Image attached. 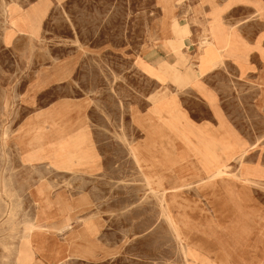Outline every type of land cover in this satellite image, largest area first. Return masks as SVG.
Masks as SVG:
<instances>
[{"label": "rangeland", "instance_id": "rangeland-1", "mask_svg": "<svg viewBox=\"0 0 264 264\" xmlns=\"http://www.w3.org/2000/svg\"><path fill=\"white\" fill-rule=\"evenodd\" d=\"M175 4L185 25L198 0ZM262 16L254 9L223 15L243 29L248 47L263 36L264 53ZM160 19V0H0V264H226L217 242L228 239L221 227L235 220L237 207L219 205L222 187L245 198L238 204L242 215L264 218L260 51L249 53L255 70L244 76L228 60L177 90L168 81L186 82L196 60L184 66L179 53L162 45L169 34L158 30ZM192 32L187 52L195 58V27ZM147 51L157 69L136 64ZM195 82L215 96L258 183L226 180L213 193L187 190L171 210L170 184L156 146L146 142V126L170 93L194 127H219L208 102L192 89ZM231 165L222 175L237 179L240 164ZM207 222L214 240L194 230ZM252 242L256 249L247 240L236 253L263 261L258 228Z\"/></svg>", "mask_w": 264, "mask_h": 264}, {"label": "crops", "instance_id": "crops-1", "mask_svg": "<svg viewBox=\"0 0 264 264\" xmlns=\"http://www.w3.org/2000/svg\"><path fill=\"white\" fill-rule=\"evenodd\" d=\"M160 6L161 19L159 22L162 25L159 26L158 30L162 28L168 31L169 34L168 37L162 40V45L164 44V47L172 53H179L183 59L184 66L187 62H192V59L196 60L195 63H192L194 69L189 67L186 70V72L189 70L190 75L186 82L177 80L168 81L177 90L188 87L190 78L195 77L201 79L210 74H214L228 60L238 65L242 76L246 75L248 71L255 70V67L250 63L249 59V53L254 49L260 51L261 59L264 60V53L260 48L263 42V36L258 38L254 47L250 48L245 42L243 29L227 24L223 17L225 12H234L242 9H254L262 16L264 14L263 0H198L197 9L194 10L191 19H188L184 26L178 20V9L175 0H160ZM194 27L197 37V55L195 58H191L187 51L192 48V44L194 43L192 39ZM153 39L152 44L154 43ZM152 56L153 54L147 51L137 60L136 64L157 69L152 60ZM214 57L217 61H214L216 60ZM208 58H211V61ZM208 61H210L209 65H204L205 68L202 69L204 67L202 65L208 64ZM262 65L264 66V63ZM205 69L206 71L204 72ZM257 84L260 89L257 106L263 107V72L258 74ZM159 86L162 87L161 91L162 95H164L165 87L161 83H159ZM192 89L197 91L208 102L209 108L212 113L214 112L215 117L219 121V127L214 125L213 128L211 126L213 124L209 122L202 124L198 128L194 127L192 119L181 110L178 98L170 93L167 95V98L161 101L159 109L160 115L157 116V114L155 117H152V120L146 126V142L149 145L156 146L161 161V171L164 176V181H168L170 184L169 187L165 185V188L167 191V202L171 210L172 204L175 202L178 194L181 193L180 195H182L187 190H210L213 193L217 187L227 182L226 180H230L229 182L244 181L250 184L257 183L254 179L258 177L257 173L251 171V167L244 161L247 156V150L237 144L235 135H232L226 128V123L216 107L215 96L201 82H195ZM147 112L152 113L149 109ZM218 128L219 130L217 131ZM235 160L240 164L238 168L240 176L238 178L240 177L241 180L237 178L238 181L233 178L227 179L228 174L222 175L226 169L232 168L231 163ZM166 177L168 178L166 179ZM222 188L223 198L221 197L222 201L219 202V205L237 207L235 220H231L226 226L221 227L222 233L228 236L227 240L224 238L217 242L220 247L222 259H225L226 264H264V260L262 262V258L260 257L256 263L236 253L239 247L245 248L247 240L249 248L256 249V245L252 242L253 232L258 228L261 233H264V218L262 219L261 216L258 218L253 212H249L248 217L245 214L242 215L241 211L243 213L244 209L239 208L238 204L239 201H244L245 198L240 199L238 194L229 186ZM216 199L218 198L216 197ZM183 224L186 227L185 223ZM194 230L206 241L210 239L214 240V231L211 230L209 222ZM203 247L204 244L199 245V248Z\"/></svg>", "mask_w": 264, "mask_h": 264}, {"label": "bare ground", "instance_id": "bare-ground-1", "mask_svg": "<svg viewBox=\"0 0 264 264\" xmlns=\"http://www.w3.org/2000/svg\"><path fill=\"white\" fill-rule=\"evenodd\" d=\"M4 11H5V10H4ZM5 13H6V12H5ZM2 14H3V13H2ZM197 18H198V17H197ZM199 18H201V17H199ZM183 26H184V25H183ZM39 27H40V24L38 23L37 28H39ZM188 28H189V27H188ZM185 29H186V28H185ZM176 32H177V30H176ZM176 32H175V33H176ZM47 34H48V33H47ZM186 34H187V33H186ZM181 36H182V35H181ZM204 46H205V45H204ZM201 50H202V49H201ZM204 50H205V49H204ZM205 51H206V50H205ZM215 51H216V49H215ZM206 52H207V51H206ZM208 52H209V51H208ZM211 52H212V51H211ZM213 53H214V51H213ZM217 53H218V52H217ZM217 53H216V54H217ZM220 54H221V53H220ZM214 55H215V54H214ZM201 56H202V55H201ZM203 56H204V55H203ZM208 56H209V53H208ZM208 56H207V57H208ZM215 56H216V55H215ZM218 56H219V55H218ZM207 57H206V58H207ZM214 58H215V57H214ZM208 59H210V61H211V58H208ZM215 59H216V58H215ZM219 59H220V58H219ZM203 61H205V60L203 59ZM210 61H208V64H203L202 66H204V65H209V62H210ZM214 61H217V59L214 60ZM214 61H213V62H214ZM203 63H205V62H203ZM211 63H212V62H211ZM198 64H199V63H198ZM210 65H211V64H210ZM211 66H212V65H211ZM197 67H198V66H197ZM208 67H210V66H208ZM208 67H207V68H208ZM203 68H205V66L202 67V69H203ZM210 68H211V67H210ZM210 68H208V69H210ZM153 69H154V68H153ZM216 69H217V68H216ZM150 70H151V68H150ZM199 70H200V69H199ZM205 71H206V69L204 70V72H205ZM149 72H150V71H149ZM151 72H152V71H151ZM200 72H202V71L200 70ZM150 75H151V74H150ZM199 76H200V75H199ZM199 76H198V77H199ZM199 78H200V77H199ZM167 81H168V80H167ZM43 85H45V84H41V87H43ZM34 88H35V89H38V88H36V86H34ZM172 104H173V103H172ZM169 105H170V104H169ZM176 105H177V104H176ZM164 107H165V106H164ZM170 107H171V105H170ZM166 108H167V107H166ZM168 108H169V107H168ZM156 109H158V108H156ZM166 110H167V109H166ZM169 110H170V109H169ZM173 110H174V109H173ZM159 111H160V110H159ZM174 112H175V111H174ZM157 116H159V115H157ZM46 120H47V119H46ZM43 122H44V121H43ZM44 124H45V122H44ZM33 127H34V126H33ZM30 129H31V128H30ZM32 129H33V128H32ZM38 129H39V128H38ZM53 129H54V128H53ZM27 130H28V129H27ZM51 130H52V129H51ZM54 130H55V129H54ZM41 131H43V130L41 129ZM62 131H63V130H62ZM27 132H28V131H27ZM55 132H56V131H55ZM34 133H35V132H34ZM37 133H38V132H37ZM40 133H41V132H40ZM40 133H39V134H40ZM46 133H47V132H46ZM50 133H51V132H50ZM41 134H42V133H41ZM57 134H58V133H57ZM57 134H56V135H57ZM77 134H78V133H77ZM22 135H23V133H22ZM26 135H27V134H26ZM40 136H41V135H40ZM40 136H39L38 138H40ZM27 137H28V136H27ZM29 137H30V136H29ZM29 137H28V138H29ZM34 137H35V136H34ZM36 137H37V136H36ZM51 137H52V136H51ZM59 137H60V136H59ZM19 140H20V139H19ZM34 140H36V139H34ZM36 141H37V140H36ZM36 141H35V142H36ZM39 141H41V140H39ZM31 142H32V141H31ZM43 142H44V140H43ZM35 144H36V143H35ZM42 144H43V143H42ZM257 144H258V143H257ZM29 145H31V143H30ZM36 145H37V144H36ZM38 146H39V144L37 145V147H38ZM33 147H34V146H33ZM39 147H40V146H39ZM31 148H32V147H30V149H31ZM40 148H41V147H40ZM33 151H34V150H33ZM33 151H32V152H33ZM40 151H41V150H40ZM42 151H43V150H42ZM243 152H244V151H243ZM33 154H34V153H33ZM35 154H37V153H35ZM245 156H246V155H245ZM243 158H244V157H243ZM28 159H29V158H28ZM242 160H243V159H242ZM33 163H34V162H33ZM77 165H79V164H77ZM51 168H52V167H51ZM224 174H225V173H224ZM214 177H215V176H214ZM212 178H213V177H212ZM212 178H211V179H212ZM238 179H240V177H239ZM213 180H214V179H213ZM236 180H237V179H236ZM240 180H241V179H240ZM203 183H204V182H203ZM248 183H249V182H248ZM255 183H256V182H255ZM257 183H258V182H257ZM182 186H183V185H182ZM52 187H53V186H52ZM31 197H32V196H31ZM33 199H34V198H33ZM62 204H63V203H62ZM37 206H38V205H37ZM37 211H39V210H37ZM43 211H44V210H43ZM39 212H40V211H39ZM10 214H11V213H10ZM36 214H39V213L37 212ZM11 215H12V214H11ZM13 216H14V215H13ZM36 218H37V217H36ZM10 219H11V218H10ZM39 219H40V215H39ZM168 219L170 220L169 217H168ZM33 220H34V219H33ZM36 220H37V219H36ZM38 221H39V220H38ZM30 223H31V222H30ZM33 223H34V222H33ZM44 223H45V222H44ZM24 225H25V224H24ZM35 225H36V224H35ZM23 227H26V228L28 229V226H23ZM32 228H33V227H32ZM38 228H39V227H38ZM43 228H44V227H43ZM22 229H23V228H22ZM29 229H30V227H29ZM32 231L34 232V230H32ZM37 231H38V230H37ZM39 231H40V230H39ZM24 232H25V231H24ZM28 233H29V231H28ZM31 233H32V232H31ZM23 235H24V234H23ZM23 235H22V236H23ZM25 236H27V235H25ZM28 236H29V235H28ZM30 236H31V235H30ZM30 236H29V237H30ZM27 238H28V237H27ZM27 238H25V239H27ZM20 245H21V244H20ZM18 246H19V245H18ZM19 249H20V248H19ZM65 249H66V248H65ZM63 250H64V249H63ZM20 251H21V250H20ZM20 251H19V252H20ZM22 252H23V251H22ZM7 254H8V253H7ZM17 255H18V254H17ZM22 255H23V254H22ZM60 256H61V255H60ZM12 257H13V256H12ZM30 257H31V256H30ZM66 257H67V256H66ZM77 257H78V256H77ZM20 258L23 259L22 256H21ZM65 259H66V258H65ZM67 259H68V258H67ZM67 259H66V260H67ZM258 259H259V258H258ZM23 260H24V259H23ZM60 260H61V258H60ZM17 261H18V260H17ZM17 261H16V262H17ZM62 261H63V260H62ZM262 262H263V261H262ZM17 263L19 264V262H17ZM62 263H63V262H62ZM20 264H21V263H20ZM60 264H61V263H60Z\"/></svg>", "mask_w": 264, "mask_h": 264}]
</instances>
